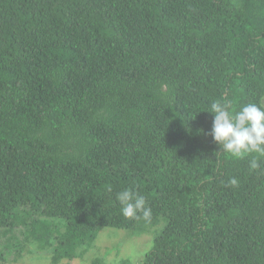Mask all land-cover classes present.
<instances>
[{"label": "trees", "instance_id": "1", "mask_svg": "<svg viewBox=\"0 0 264 264\" xmlns=\"http://www.w3.org/2000/svg\"><path fill=\"white\" fill-rule=\"evenodd\" d=\"M216 99L264 106V0H0V262L160 226L139 264H264V157L220 150Z\"/></svg>", "mask_w": 264, "mask_h": 264}, {"label": "clouds", "instance_id": "2", "mask_svg": "<svg viewBox=\"0 0 264 264\" xmlns=\"http://www.w3.org/2000/svg\"><path fill=\"white\" fill-rule=\"evenodd\" d=\"M213 114L209 132L213 141L224 153L232 157L243 158L253 153L264 157V106L247 103L236 111L230 110V103L221 99L213 100L207 110ZM260 167L258 156L249 160L250 170ZM236 177L227 181L229 186H237ZM120 211L125 218L150 220L151 207L147 206L143 195L123 189L116 194Z\"/></svg>", "mask_w": 264, "mask_h": 264}, {"label": "rangeland", "instance_id": "3", "mask_svg": "<svg viewBox=\"0 0 264 264\" xmlns=\"http://www.w3.org/2000/svg\"><path fill=\"white\" fill-rule=\"evenodd\" d=\"M158 228L160 226L153 227L141 235H132L126 229L102 227L94 242L85 248L81 257L53 262L49 250L39 249L37 251L30 250L32 253H24L18 262L5 264H94V262L97 264H121L125 260L128 261V264H139L143 255L150 250L154 232ZM16 233L21 237L18 229ZM28 248L31 247L28 246ZM0 264L3 263L0 262Z\"/></svg>", "mask_w": 264, "mask_h": 264}]
</instances>
